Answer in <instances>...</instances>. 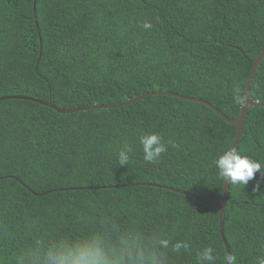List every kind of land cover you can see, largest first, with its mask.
Masks as SVG:
<instances>
[{
    "label": "trees",
    "instance_id": "1",
    "mask_svg": "<svg viewBox=\"0 0 264 264\" xmlns=\"http://www.w3.org/2000/svg\"><path fill=\"white\" fill-rule=\"evenodd\" d=\"M264 0H0V97L154 91L240 114ZM235 149L231 264H264V58ZM236 125L168 94L0 100V264H226Z\"/></svg>",
    "mask_w": 264,
    "mask_h": 264
},
{
    "label": "water",
    "instance_id": "2",
    "mask_svg": "<svg viewBox=\"0 0 264 264\" xmlns=\"http://www.w3.org/2000/svg\"><path fill=\"white\" fill-rule=\"evenodd\" d=\"M263 58H264V48L260 51V53L257 55V57L252 61L251 69H250L248 78L246 80V85H245V90H244V98H243V102H242L241 107H240V114L235 119L228 118L218 108H216L214 105L210 104L209 102H207L203 99L196 98V97L184 96V95H180V94H177V93H174L171 91L146 92V93H142L140 95H137L131 99H128L124 102L117 103V104H111V105L93 104L90 106H81V107L70 108V109L60 108V107H58V106H56L50 102H45V101H42L40 99H36L33 97H26V96H3V97H0V100L8 99V98H23V99L31 100L34 102H38L42 105L48 106V107L56 110L59 113H70V112H76V111H82V110L94 109V108L123 106V105L129 104V103H131V102H133V101H135L141 97L147 96V95L168 94V95H172V96L182 98L185 100H191V101L204 103L205 105H207L208 107L213 109L217 114H219L224 120L235 124L236 125V132H235V136H234L233 142L231 144V147L228 151V156H227V161H226V170H225V175H224V180H223L222 197H221L220 202L216 204L217 207L219 208V231H220L221 238L224 242V245H225L226 251H227V263L226 264H231L230 247L227 243V240H226V238L224 236V232H223V211H224L225 203H226L227 197H228L229 180H230V172H231L233 157H234L236 146H237L238 141H239L240 134L242 132V128H243V124H244L246 114H247V112L251 106L262 105L258 101H252L251 100V98H250V86H251V82H252L254 73H255L259 63L261 62V60Z\"/></svg>",
    "mask_w": 264,
    "mask_h": 264
}]
</instances>
